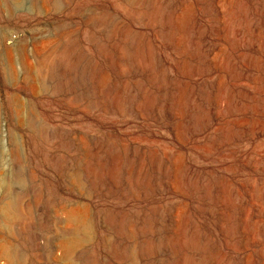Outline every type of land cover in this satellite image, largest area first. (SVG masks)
<instances>
[{
  "label": "rangeland",
  "instance_id": "obj_1",
  "mask_svg": "<svg viewBox=\"0 0 264 264\" xmlns=\"http://www.w3.org/2000/svg\"><path fill=\"white\" fill-rule=\"evenodd\" d=\"M0 207V264H264V0H0Z\"/></svg>",
  "mask_w": 264,
  "mask_h": 264
},
{
  "label": "bare ground",
  "instance_id": "obj_2",
  "mask_svg": "<svg viewBox=\"0 0 264 264\" xmlns=\"http://www.w3.org/2000/svg\"><path fill=\"white\" fill-rule=\"evenodd\" d=\"M171 3V2H170ZM201 3V2H200ZM168 8V7H167ZM178 10V9H177ZM252 12H254V11H252ZM206 13V12H205ZM198 15V14H197ZM197 20V19H196ZM207 21V20H206ZM244 23V22H243ZM124 24V23H123ZM204 26H206V25H204ZM125 27V26H124ZM160 27V26H159ZM262 28V27H261ZM3 29H4V27H3ZM245 29V28H244ZM209 32V31H208ZM206 34V33H205ZM51 37V36H50ZM205 37V36H204ZM203 38V37H202ZM203 41V40H202ZM145 42V41H144ZM127 44V43H126ZM181 49V48H180ZM253 49V48H252ZM210 50V49H209ZM245 50V49H244ZM247 51V50H246ZM237 52V51H236ZM263 56V55H262ZM3 57V56H2ZM236 57H238V56H236ZM238 62V61H237ZM238 64V63H237ZM167 66V65H166ZM97 67V66H96ZM3 68V67H2ZM243 69V68H242ZM139 70V69H138ZM251 82V81H250ZM52 84V83H51ZM120 84V83H119ZM147 85V84H146ZM149 86V85H148ZM244 87V86H243ZM133 88V87H132ZM152 88V87H151ZM147 92V91H146ZM237 95V94H236ZM140 96V95H139ZM236 98H238V97H236ZM168 102V101H167ZM260 103H261V101H260ZM259 116V115H258ZM66 133V132H65ZM261 136V135H260ZM23 144V143H22ZM20 154V153H19ZM22 163V162H21ZM204 173V172H203ZM18 190V189H17ZM22 196V195H21ZM1 208V207H0ZM9 209H10V206L8 205V204H6V205H4V207H3V211L4 212H8L9 211ZM32 209V208H31ZM8 215V214H7ZM3 222V221H2ZM222 222H224V221H222ZM230 223V222H229ZM240 229V228H239ZM5 231V230H4ZM7 233V232H6ZM9 234V233H8ZM4 235H6V234H4ZM2 236V235H1ZM264 238V237H263ZM157 240V239H156ZM68 246V245H67ZM15 247V246H14ZM69 247V246H68ZM47 248H48V245H47ZM53 248V247H52ZM9 249H11V248H9ZM15 250H17V249H15ZM70 250V249H69ZM75 250V249H74ZM203 252V251H202ZM11 253V252H10ZM52 254V253H51ZM68 254V253H67ZM70 257V256H69ZM72 258V257H71ZM264 258V257H263ZM70 259V258H69ZM68 260V259H67ZM166 260V259H165ZM224 261H225V259H224ZM72 262V261H71ZM73 263V262H72Z\"/></svg>",
  "mask_w": 264,
  "mask_h": 264
}]
</instances>
